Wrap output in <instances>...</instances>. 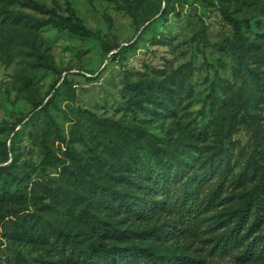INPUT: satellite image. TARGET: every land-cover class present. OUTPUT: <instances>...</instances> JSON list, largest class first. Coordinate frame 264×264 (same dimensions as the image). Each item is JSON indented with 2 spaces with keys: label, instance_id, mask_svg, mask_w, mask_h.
I'll list each match as a JSON object with an SVG mask.
<instances>
[{
  "label": "rangeland",
  "instance_id": "obj_1",
  "mask_svg": "<svg viewBox=\"0 0 264 264\" xmlns=\"http://www.w3.org/2000/svg\"><path fill=\"white\" fill-rule=\"evenodd\" d=\"M27 1L0 0V264H76L75 246L132 243L191 264H264L245 245L222 252L264 172V0H33L73 9L102 43L36 26L49 15ZM225 10L242 21L240 54ZM155 180L169 184L159 198L194 186L218 200L188 231L181 211L121 213L114 190L134 198L129 186ZM116 225L165 236L118 240Z\"/></svg>",
  "mask_w": 264,
  "mask_h": 264
},
{
  "label": "trees",
  "instance_id": "obj_2",
  "mask_svg": "<svg viewBox=\"0 0 264 264\" xmlns=\"http://www.w3.org/2000/svg\"><path fill=\"white\" fill-rule=\"evenodd\" d=\"M26 5L42 14L49 15L47 19L37 20L35 22L36 26L52 23L74 34L82 37H89L101 41L102 43L100 36L89 28L73 9L68 15H64L59 13L55 8H45L43 5L33 0H28ZM224 15L235 30L233 50L240 54L244 51L247 40L243 33L242 21L232 16L226 10L224 11ZM10 21L12 23L22 24L25 18L23 14H12V16H10ZM28 31L31 34H36L33 28H28ZM37 59L42 66H51L43 53L38 52ZM49 102L50 101H47V103ZM42 105L43 102L37 105L36 108ZM1 129H10L14 133L13 140L20 134V128L17 129L16 126H3ZM255 163H258V160H256ZM244 181V176H240L237 183L240 185L244 183ZM146 183L147 184L140 186L137 191L133 186H129L131 191L134 189V198L126 196L128 190L125 188L114 190V193L119 194L121 197V202L117 206L122 210L121 213L128 210L131 217L144 221L161 215L163 212L179 213L181 211L187 216V225L183 226V228L188 231L193 228L196 229L198 225L201 224L204 219L203 212L205 209L215 205L218 200V196L213 194L212 198L207 201L200 195L201 191L199 189L191 186L189 192L184 195L183 200L181 197H178L172 201L171 193L164 191L169 184H162L160 180H155L154 183L150 181ZM161 189L164 190L161 194L162 198H159L158 191ZM175 194L176 196H181V194ZM235 222V231L224 237L222 252L228 253L231 251L232 247L241 248L245 245V250L243 252L245 258L251 259L254 257L255 259H264V172L259 181L249 190L247 199L240 203L239 211L235 215ZM181 224L185 225V222H181ZM107 231L108 230H105V232ZM113 233L118 240L136 238L143 241H151L153 239L160 240L163 238V235L165 236L163 231H157L155 228L132 231L133 234L126 236L127 232L117 225ZM113 233H109L108 236L113 235ZM68 261L76 264H191L186 258L167 257L157 250L143 249L135 243L128 244L125 247H99L91 244L84 247L75 246V250L68 256Z\"/></svg>",
  "mask_w": 264,
  "mask_h": 264
}]
</instances>
